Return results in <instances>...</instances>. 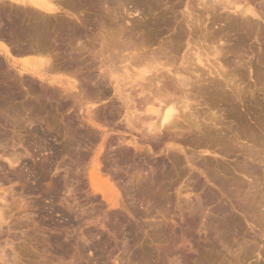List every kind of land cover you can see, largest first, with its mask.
<instances>
[{"label": "rangeland", "instance_id": "374dc122", "mask_svg": "<svg viewBox=\"0 0 264 264\" xmlns=\"http://www.w3.org/2000/svg\"><path fill=\"white\" fill-rule=\"evenodd\" d=\"M151 1L144 0L143 5ZM161 1H152L158 3V6L162 5L161 12L158 9L157 13L144 17L135 15L128 17L124 12L129 13L131 6L128 3L127 5L121 3L117 9L121 10V5L127 6L122 7L124 11L119 10V13L123 11L122 18L124 15L128 17L125 20L129 21L128 23H121L122 18L119 17L121 14L118 12L117 19L112 21L114 24L110 20H108L110 23L105 22L108 26L101 24V18H99L101 21H97L98 18L93 17L95 26L93 24L92 27L89 26V32L93 35L99 28L109 27L111 30L113 25L115 32L123 29L122 35L125 37L120 35L121 32L117 33L118 36H122L121 41L126 42L123 39L131 35L130 43L128 40L127 42L132 46V50L142 51L140 48L145 44L140 47V43L148 37L149 42L144 40L146 44L148 43L145 49L157 50L158 47L172 41L176 34L175 21L171 15L166 16L164 12L172 3L167 0ZM154 15L158 18L166 16L163 19L169 24L159 25L160 27L155 25L156 28L150 25L148 28L140 29L144 24L150 23L155 18ZM220 21L214 24L212 30L218 33L216 37L222 40L218 45L223 46L222 51L227 52V55L224 54L227 62L225 67L228 72L233 71L232 73L237 76L235 78L239 81H236L239 87L236 91L224 87L228 105L219 100L213 101L216 107L214 112L221 123L218 128L227 135H224L226 140L223 138L221 150L214 153L202 152L198 142L193 146H184L183 152L176 150L168 152L166 146L162 145L160 152H153L144 146L143 152L139 151L136 154L133 146L127 144V141L137 136L130 137L120 128L123 116L110 118V114L115 112L112 103L113 92L106 95L100 88L92 89L89 73L85 68L81 69L83 71L74 69L81 83L74 94L82 95L81 103L70 98L64 100L65 103L61 97L58 95L51 97L50 93L47 96V85L40 84L33 77L24 76V84L25 80L27 81L25 85L16 81L18 83H15V87L20 93V99L12 103L14 107L16 104L17 108H14L16 111L11 110L10 113L7 110H0V188H4L8 194L6 196L9 213H6L9 216L8 226L11 228L9 233L6 232V225L0 230L1 264L5 262V264H136L138 263L134 258L136 254L142 255L145 262L142 261V264H159L156 263V256L171 250L174 252L166 257L167 259H162L160 264H195L197 261L210 260L211 264H264V237H261L264 236V226L262 227L259 212L255 209L256 212L252 211L254 206L257 210L261 209L260 211L264 207V200L261 199L264 196V35H262L264 22L252 20V24L250 22L248 24L251 28L244 25L248 29L238 24L239 29L236 25L232 29L235 31L237 27L236 31L231 30L230 33L225 29V21ZM136 26L140 27L139 30ZM90 30L95 33H91ZM104 31L108 34V30ZM184 31L188 33L182 35L180 41L182 47L190 39L188 29L185 28ZM84 56L83 61L84 59L87 61L86 54ZM54 58L57 66L66 68V62L61 61L58 55ZM2 63L1 70L4 71L6 64ZM221 63L224 64V61ZM7 68L8 70H5L7 73H1V79L2 75H7L10 71V75L14 73L11 68ZM255 73L258 76L263 75L260 76L261 82H258ZM240 74L244 75L241 77ZM8 75L7 79L3 76L4 80H0L1 83L5 81L0 85H3L2 88H6L5 84L12 80L8 79ZM60 75L62 78L69 76L67 72ZM48 97L50 99H47ZM30 105L37 107L40 115L29 112L27 106ZM226 108L236 110L242 121L224 119ZM86 109H91L90 112L92 111L95 119L93 123L88 122ZM239 123L246 124L244 131L241 130L243 126ZM228 136L230 139H233V136L237 138L241 136V139L238 138L236 148L229 145ZM104 137L109 143H106ZM237 138L231 142L235 143L234 140ZM168 153L176 155L180 163L170 175L166 174L164 168L173 167L167 158ZM248 155L257 159L252 162L250 157L247 159ZM12 157L17 159L14 165L6 161ZM244 161L243 167L249 164L260 167L259 175H255L257 177L251 174L253 178L241 176L239 171L243 168ZM159 162L162 163L161 167L158 165ZM94 164H97L104 179H109L119 191L121 208L115 212L108 208L89 185V172ZM156 173L158 177L153 178L157 176ZM252 181L255 182L252 185L257 182V186L249 185ZM251 187H256L255 189L260 191L263 188L261 192L258 190L261 193L260 203L256 201L260 194L255 195L257 198L255 203L258 202L260 205L263 203L262 208L256 207L259 205L254 202L252 206L251 200L255 196H251V191L254 190ZM189 192L191 195L187 200L185 194ZM198 201L203 204L200 210L202 216L196 225L192 226L189 223V212L191 206L197 205ZM239 205L244 206L242 208L249 205L252 212L242 213ZM134 209H138L140 214L133 213ZM121 220L125 221L122 227ZM4 240L9 242L6 247L3 244ZM246 252L248 253L244 254ZM1 254L2 256L4 254V257H1ZM244 255L248 256L246 261L242 259ZM1 258H5L4 262Z\"/></svg>", "mask_w": 264, "mask_h": 264}, {"label": "bare ground", "instance_id": "6f19581e", "mask_svg": "<svg viewBox=\"0 0 264 264\" xmlns=\"http://www.w3.org/2000/svg\"><path fill=\"white\" fill-rule=\"evenodd\" d=\"M143 1L144 0H75L74 2L73 0L72 2L71 0H0V58L2 59L0 60L6 64V68H11L14 72L12 74L15 76H19L20 78L30 76L38 80L40 84H46L48 87V89L46 87L47 90L45 89L48 93H46L47 96H49L50 93L51 97L58 95V97H61L63 101L70 98L78 101L77 103H79L82 95H80V93L75 95L74 93L77 91L78 87L81 86V83L78 81V73L77 71H74V69L78 71L82 68L87 69L92 89L100 88L106 95L111 91L113 92L114 101H112V103L115 107V110H113L115 112L110 114V118H122L123 116L120 128L123 129V132L128 133L130 137H133V135L137 136V138L134 137L127 141V144L133 146L136 154L139 153V151L143 152L142 150H144V146L150 148L153 152H160L162 145L166 146L168 152L169 150L183 152L184 146H193L198 142L202 147V152L206 154L221 150V144L224 143V135H226V133L224 132L225 134H223L222 129L218 128L221 123H219L220 119L217 118L216 113L214 112L216 107L213 101L216 102V100H219V102H225L228 105L229 102L227 101L224 87L229 88L231 91H236L239 84L236 83L237 76L232 73L233 71L231 70L232 72H228L225 67L227 62L225 61L226 57L224 54L227 52L225 53L222 51L223 46H219L222 40L216 37V34L218 35V33L213 31L212 28L217 21L223 20L226 25L225 29L231 33L233 31L232 29H234L236 25L238 26V24L241 26L248 25L252 20H260L261 22H264V0H167L172 3V6L169 5L170 7H164V12L166 13V16L167 14L171 15L175 21L174 28L176 30V34L172 37L174 38L172 41H167L168 44L164 42L166 43L164 46H160L157 50L154 49V51H148L145 49L148 44L145 42H149V37L148 39H144L146 41L143 40L140 43V47L145 44V47L142 46L143 49L142 47H139L142 51H138V53L135 51L136 49L132 50V46L129 44V38H132L131 35L129 36L126 33L129 36L128 38L126 37L127 39H123L126 40V42L121 41V37H125V35H122L123 29L121 28L120 31L118 30V32H115V29L112 28L113 25L111 27V30L113 29L112 31L108 29L109 27L104 29L99 28V30L96 28L98 32L96 31L95 33L94 28V31H90L95 34H90L89 26L92 27V24L95 26L93 23L95 18L93 19V17H97V21H101L102 19L101 24L105 25L106 21L107 23L109 22L108 20L112 22L114 19H117L116 15L121 13L123 14L124 10L122 7L124 8V6L127 5L126 3L131 6L130 11L128 10L129 13H127V11L126 13L124 12V14L128 17L130 15L142 17L145 15L148 16V14L153 15L157 13L156 11L158 9L160 10V7L162 6H158V3H155L156 1L152 2L154 0H152L151 3L143 5ZM121 3H125L126 5H121V10L123 11L119 13L120 9L118 10L117 8H120ZM181 9L183 10L180 12ZM161 11L162 10H160V12ZM122 14L121 16L119 15L120 19L122 18ZM128 17L124 15L121 23H128L129 21H125ZM154 17L155 18L150 23L144 24L141 28H139L143 30L144 28H148V26L150 27V25H153V27L156 28L155 25L160 27L168 23L166 22V19H163L165 17L158 18L155 15ZM248 18L252 20L249 21ZM97 24L98 23L96 22V25ZM101 24L100 27L102 26ZM112 24L114 23L112 22ZM249 26L251 28V25H248V27ZM184 27L189 31L188 37L190 39H188L186 44H184L185 46L182 47L180 44V41H182L183 38L182 35H186L188 33L187 31L185 33ZM136 28L139 30L137 26ZM244 28L247 27L244 26ZM105 29L108 30V34L104 31ZM117 33L122 36H118ZM182 48L183 51H181ZM55 52H57L55 55H58L61 61L66 62V68H61L55 64ZM84 54L87 56V61L84 59L86 62L82 59ZM83 58H85V56ZM222 60L224 61V64L221 63ZM1 63L0 71L2 72H0V75L1 73L4 74L5 70H8V68H5L4 71L1 70L3 69L1 68ZM10 72H8V74ZM62 72H67L69 76H66L67 78H62L60 75ZM5 73H7V71ZM256 74L257 73H255V75ZM258 74L257 80L258 82H261V77L263 75H260V77ZM7 75H2V79L3 76L7 79ZM11 75H8V79L12 80L5 84L6 88H2L3 85L0 86V110H7L8 112L10 111V113L11 110L16 111L15 109L17 108L16 104L14 107V105L12 106V103L15 100L20 99V93L17 92L15 83L17 84L18 82L16 81H19V83L24 84V78L17 80L19 77ZM241 75L242 74H240V76ZM2 79L0 78V80ZM3 82L5 83V81H2V83L0 82V85L3 84ZM26 82L27 81L25 80V84ZM56 98L57 97H55V99ZM47 99L50 98L48 97ZM62 104L64 103H61V105ZM65 105L63 106L65 107ZM27 107L28 111L32 114L35 113L36 115L41 113L40 110H37V107L34 108L31 105ZM86 110L88 122L93 123V120L95 119L91 113L92 111L90 112L91 109ZM224 115V119L242 121L236 110L233 108H226ZM218 117L221 118L219 115ZM221 121H223V119H221ZM239 124L243 126L241 127L243 129H240L244 131L246 129V124ZM30 132H32V130ZM42 133L43 131H41V134ZM234 136L233 139H236L237 136ZM104 138L106 139V137ZM228 138L229 136L227 137V140ZM238 138L237 140H234L235 143L231 142L233 140L232 138H229L231 143H229V145H232V148L233 146L236 148V145H238ZM106 143H109L107 139ZM107 146H109V144ZM30 148L31 147H29V149ZM240 148L244 149V147ZM247 154L253 155L250 153ZM249 155L247 156V159L250 157L252 162H254L253 160L259 158L256 154L257 158L254 156V158L252 157L253 159ZM10 156L13 155L10 154ZM167 158L173 165L172 168L164 167L166 169V174L170 175L172 171H174L173 169L176 168V166H179L180 163L178 162L177 156L174 154L168 153ZM6 161H8V164L14 165L17 162V159L12 157L11 160L7 159ZM157 164L155 163V165ZM161 164L162 163L159 162L158 165L161 167ZM247 164L248 163H246V165ZM244 165L245 161L244 164H242V167ZM254 166L255 165L252 166V164H249L240 168L239 172H241V176H244L245 178H253L251 175H257L260 172L258 169L259 166ZM90 170L89 185L91 186L93 192L98 194L108 208L110 207L109 209H112L114 210L113 212H115L121 204V198H119L118 194L119 191L116 190L109 179H104L97 168V164L92 165ZM82 174H84V172ZM156 175L157 176H154L153 178H157L158 174L156 173ZM258 179L259 178H257V180ZM253 183L255 182L252 181L249 185H252ZM256 184L252 186H257ZM144 187L143 189H146ZM1 188L0 230H2L4 225H6V232L9 233L11 228L8 226L7 221L9 216H7L6 213L8 212L7 209L9 204L7 202L8 197L6 196L8 194L4 188ZM252 188L253 187H251V189ZM255 188L256 187L253 188L255 191H251V196H258L260 194L258 197L259 199L255 196L253 197L254 199L251 200V203H255L256 199L258 202L261 199L264 200V196L262 195L263 197H261V193H259L260 190L258 189V191ZM141 195L143 196L144 193ZM190 195V192L185 194L187 200L190 199ZM258 202L255 204H258ZM254 203L252 206H254ZM202 205L203 204L198 201L197 205L191 206V210L189 212L190 225L195 226L198 219L202 216H200V210L203 207ZM258 205L259 206L256 207L262 208L263 203ZM248 206L246 207L245 205V208H242L244 206L239 205L242 213H249L250 206L249 208ZM252 208L253 207H251V209ZM254 209L259 212V218L263 227L264 207L262 211H260L261 209L257 210L255 206L252 211L256 212ZM137 210L134 209L132 212L138 214L139 211ZM124 222L125 221L121 220V227ZM261 237L263 238L264 236ZM7 242V240H4L3 242L5 247L9 244V242ZM3 249L4 248L2 247V252L4 251ZM173 252L174 251L171 250L165 252L164 254H158L156 256V263H162V259H167L166 257L170 256ZM247 253L248 252L244 254ZM4 254L3 256L1 254V257H4ZM141 256L138 254L134 255L135 261L138 262H135L136 264H142L143 259ZM187 257L189 256H186V258ZM247 257L248 256L244 255L242 259L244 258L246 261ZM4 259L2 260L3 262ZM210 261H197L195 264H211ZM10 262L13 261L10 260Z\"/></svg>", "mask_w": 264, "mask_h": 264}]
</instances>
